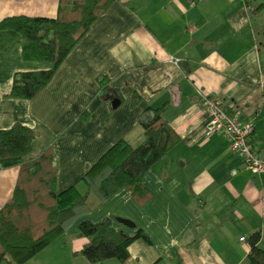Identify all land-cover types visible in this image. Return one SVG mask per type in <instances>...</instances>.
Here are the masks:
<instances>
[{"label": "crops", "instance_id": "crops-1", "mask_svg": "<svg viewBox=\"0 0 264 264\" xmlns=\"http://www.w3.org/2000/svg\"><path fill=\"white\" fill-rule=\"evenodd\" d=\"M58 6L0 0V21L55 19ZM49 68L22 59L17 32L0 31V131L14 124L35 131L27 157L0 160V209L25 160L51 152L55 187L63 191L116 142L140 145L150 109L167 105L163 118L179 140L144 174L142 192L124 189L103 202L89 196L90 212L25 264H90L75 255L86 243L78 227L104 220L114 231L144 237L129 245L124 263L95 264H250L249 239L257 231L264 251V173L248 171L222 132L205 134L209 115L199 95L218 97L250 122L264 157V0L113 1L35 98L7 96L16 73Z\"/></svg>", "mask_w": 264, "mask_h": 264}, {"label": "trees", "instance_id": "trees-1", "mask_svg": "<svg viewBox=\"0 0 264 264\" xmlns=\"http://www.w3.org/2000/svg\"><path fill=\"white\" fill-rule=\"evenodd\" d=\"M116 0H59L55 19L10 17L0 21V31L12 30L21 36V57L25 61L50 64L45 71L19 72L7 94L16 100H32L52 80L55 72L86 35L93 22ZM105 97H111L109 82L99 79ZM164 105L150 109L152 118L142 124L143 142L132 147L120 140L113 144L73 185L57 192L53 154L44 151L38 158L21 164L12 197L0 209V264H25L82 215L90 212L88 198L99 202L128 189L142 192V178L164 160L177 144L178 136L163 118ZM35 131L14 124L0 131V160L25 158L33 148ZM79 235L86 240L75 253L88 263L107 260L124 263L128 247L144 237L138 231L127 236L111 228L109 220L97 224L82 222ZM260 232L250 239V264H264V251L257 248Z\"/></svg>", "mask_w": 264, "mask_h": 264}, {"label": "built area", "instance_id": "built-area-1", "mask_svg": "<svg viewBox=\"0 0 264 264\" xmlns=\"http://www.w3.org/2000/svg\"><path fill=\"white\" fill-rule=\"evenodd\" d=\"M191 1V0H189ZM249 0H240L246 4ZM205 103V110L209 115L206 135L222 132L230 142V151L238 157L244 167L253 175L264 173V157L254 147L252 136L254 127L250 122H243L237 116L228 112L218 97H206L199 93ZM245 238H240L243 242Z\"/></svg>", "mask_w": 264, "mask_h": 264}, {"label": "water", "instance_id": "water-1", "mask_svg": "<svg viewBox=\"0 0 264 264\" xmlns=\"http://www.w3.org/2000/svg\"><path fill=\"white\" fill-rule=\"evenodd\" d=\"M115 106H116V103L113 102V107L115 108ZM117 221L120 222L121 224L125 225L126 227H131V228L134 227V225L130 221H128V220L117 219Z\"/></svg>", "mask_w": 264, "mask_h": 264}, {"label": "rangeland", "instance_id": "rangeland-1", "mask_svg": "<svg viewBox=\"0 0 264 264\" xmlns=\"http://www.w3.org/2000/svg\"><path fill=\"white\" fill-rule=\"evenodd\" d=\"M116 106H117V105H116ZM116 106H115V107H116ZM90 199H94V196L90 195ZM58 241H59V240H58ZM58 241H56L55 243H58ZM52 243H53V242H52ZM52 243H51V244H52ZM53 249H54V248H53ZM53 254H54V253H53ZM62 260H63V259H61V261H62ZM61 264H64V261H62Z\"/></svg>", "mask_w": 264, "mask_h": 264}]
</instances>
